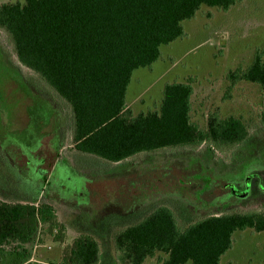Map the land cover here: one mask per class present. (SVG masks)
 I'll return each instance as SVG.
<instances>
[{"label": "rangeland", "instance_id": "rangeland-1", "mask_svg": "<svg viewBox=\"0 0 264 264\" xmlns=\"http://www.w3.org/2000/svg\"><path fill=\"white\" fill-rule=\"evenodd\" d=\"M8 1L23 0L0 3ZM182 26L183 36L161 45L156 61L133 71L127 107L133 115L158 111L166 84L189 81L191 122L205 132L209 114L233 117L246 126L247 139L230 147L208 140L165 147L117 163L74 149L69 107L18 63L0 29V201L48 202L65 227L62 243L39 226L29 242L3 245L0 264H59L81 233L98 242L99 264H116L113 231L138 222L159 205L171 209L179 226L214 213L264 212V93L255 83L232 85L227 78L230 70L246 69L256 55L264 60V0H237L225 11L203 5ZM28 153L46 166L57 157L78 176L70 181V173L67 181L59 177L63 191L50 185L41 192L24 176ZM243 173L255 174L250 194L221 203L217 198L224 182L242 188ZM86 178L92 181L87 185L91 193L82 188ZM75 191H83V200L73 197ZM232 237L221 264H264V231L246 228ZM164 258L157 252L143 264H161Z\"/></svg>", "mask_w": 264, "mask_h": 264}, {"label": "trees", "instance_id": "trees-1", "mask_svg": "<svg viewBox=\"0 0 264 264\" xmlns=\"http://www.w3.org/2000/svg\"><path fill=\"white\" fill-rule=\"evenodd\" d=\"M237 0H23L0 3V29L18 63L38 76L69 107L74 149L117 163L165 147H221L247 136L244 124L217 113L206 131L190 120L189 81L164 86L158 111L133 115L125 94L133 71L149 67L160 46L183 36L182 22L205 5L228 10ZM232 85L245 80L264 93V60L256 55L244 70H230ZM264 123V112L262 114ZM41 227L63 242V224L47 203L0 201V247L27 243ZM264 231V212L208 215L179 226L173 212L158 207L134 224L113 231L116 264H143L157 252L161 264H221L233 233ZM98 242L77 235L59 264H99Z\"/></svg>", "mask_w": 264, "mask_h": 264}, {"label": "flooded vegetation", "instance_id": "flooded-vegetation-1", "mask_svg": "<svg viewBox=\"0 0 264 264\" xmlns=\"http://www.w3.org/2000/svg\"><path fill=\"white\" fill-rule=\"evenodd\" d=\"M245 128H246V126H245ZM247 136H248V131H247ZM247 136L243 140H241L240 142H236V143L230 144L228 147L235 146V145L240 144L241 142H244L247 139ZM212 144L215 145L214 143H212ZM36 145H40L39 142H37ZM29 155L30 154L28 153V156ZM28 161L29 162H26V165L24 167V170L26 171V172L24 171V176L28 177V178L31 177V179L29 178L30 181H31L30 184H32V182L34 181V184H37V186L39 188V191H41V192L45 191V189H47V187H49L50 185L55 190H57L58 192L59 191H63L62 190L63 182L59 179V177H64L65 181H67L66 175L68 173H70V179H69V181H70L71 178H73V176L75 174L78 176L77 172H75L74 170H71L67 166L63 165L60 162L62 160L58 161L57 157L55 159L53 158L52 162H50V164L47 165V166L42 163V159L41 158H39L38 156L36 157L35 155H34V157L33 156H29ZM16 169H18V168H16ZM254 175H255L254 173H248L247 175H245V173L242 174V178H243L242 188H239V186L236 183H234V182H229V181L224 182V184L221 187L222 190H223L222 191L223 193H222V195L220 194L221 195L220 198H217V199H219L221 201V203H222V201L224 202L226 200L233 199V198L234 199L245 198L246 196H248L250 194V192L252 190V187H253L252 179H253ZM56 178L59 180V184L56 183ZM88 184L92 185V181H91V179L86 178L82 188L83 187L86 188V186ZM89 187H88V189H89L90 193L93 192L94 190L89 188ZM82 192L80 191V193L77 194L76 191H75V192H73L72 195L77 200H80V198L83 200L84 194H82ZM42 202H44V201H41V202H38V203L34 202V203H30V204L39 205ZM10 203H28V202H10ZM44 203L49 204L48 202H44ZM49 205H51V204H49ZM158 207H166V208L170 209L166 205H159V206L155 207L152 211H150L148 214L152 213ZM54 212H55L56 218L58 220V216H57V213H56L55 209H54ZM211 215H219V214L214 213V214H211Z\"/></svg>", "mask_w": 264, "mask_h": 264}]
</instances>
